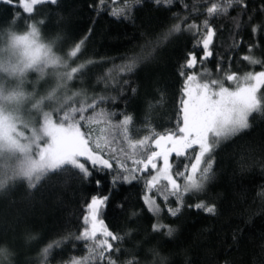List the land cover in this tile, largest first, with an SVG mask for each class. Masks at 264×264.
Wrapping results in <instances>:
<instances>
[{
	"label": "trees",
	"instance_id": "trees-1",
	"mask_svg": "<svg viewBox=\"0 0 264 264\" xmlns=\"http://www.w3.org/2000/svg\"><path fill=\"white\" fill-rule=\"evenodd\" d=\"M20 1H0V60L11 36L35 27L40 41L50 47L54 55L63 62L69 60L68 70L71 65L80 67L60 96L69 98L62 103L63 113L83 106L82 115L95 116V121H81L82 131H90L92 138L98 139L102 146L107 141L106 150L111 148L118 155L128 150L122 124L124 115L133 118L127 126L128 135L133 139L146 135L147 127L156 132L174 127L185 79L179 75L181 70L217 80L232 73L239 77L264 71V33H252L248 16L240 17V9L233 5L214 19L207 17V7L212 3L222 4L224 0H184L188 11L196 6L189 23L195 20L202 25L207 17L216 29L210 45L211 57L200 62L203 52L202 46L197 45L199 37L185 32L163 46L153 61L132 75L120 73L113 66L121 65V57L143 43L139 39L143 25L160 31L157 25L165 15H171L149 7L152 0H143L140 10L134 12V20L123 21L114 13L123 9L124 0H58L55 6L46 1L34 5L30 12L25 11ZM247 2L250 13L257 14L253 23L258 24L264 19L262 0ZM172 11L187 14L182 7L174 6ZM199 12L204 15H197ZM236 19H240L239 26ZM81 41L80 51L74 55L75 44ZM250 45H254L251 50ZM194 46L198 54L196 66L191 70L182 69ZM245 56L260 62L252 63L244 59ZM34 76L30 75L26 90L30 94L37 93L36 100L40 101L49 84L35 83ZM124 79L137 90L135 93L127 87L121 91L118 85ZM257 96L258 99L264 97V86L258 89ZM101 111L110 113L111 120L99 116ZM73 115L79 120L81 113ZM52 116L55 120L60 117ZM249 123L251 128L243 134L224 139L215 146V176L207 191L198 197L185 194V205L201 200L214 203L215 214L185 206L177 217L171 216L167 209L176 207V197L169 196L165 204V182L149 191L143 177L138 183L113 186L112 177L108 176L98 188L94 180L69 179L72 175L69 172L60 176L46 174L35 189L29 188L24 178L14 179L0 190V264H39L45 258L47 264H73V261L104 264L103 259L98 262L97 256L90 253L91 242L76 241L74 236L79 235L77 219L82 220L86 202H90L92 196L105 195H109L113 203L107 216L101 218L124 237L120 244L121 260L132 259L129 253L135 252L141 264H148L153 258L150 250L155 248L168 257L169 264H264V112L253 113ZM170 159L174 168L179 165L183 170L181 160ZM148 193L159 205V216L149 212L144 204ZM123 201H127L125 213L112 211ZM131 211L141 212V216L130 217ZM158 221L176 231L172 236L163 234L166 228L154 233L152 224ZM129 230L131 234L125 235ZM69 231L74 234L72 243L63 239ZM33 236L37 239H31ZM50 245L46 257H40L39 253Z\"/></svg>",
	"mask_w": 264,
	"mask_h": 264
},
{
	"label": "snow or ice",
	"instance_id": "snow-or-ice-1",
	"mask_svg": "<svg viewBox=\"0 0 264 264\" xmlns=\"http://www.w3.org/2000/svg\"><path fill=\"white\" fill-rule=\"evenodd\" d=\"M53 6L58 4V0H48ZM143 0H124V7L117 15L121 21L134 20V12L140 10ZM233 5L240 9L239 16H248L247 23L251 25L253 34L257 32L264 33V19L260 22L253 23L257 14L250 13L247 0H224L222 4L212 3L207 7V17L215 18L216 15L226 13ZM156 11L163 10L164 20L157 25L161 27L160 31L151 25H143V31L140 32L139 39L143 43L134 46L122 57V64L114 65L120 73L132 75L143 65L153 61L158 51L170 43L172 39L185 32L192 33L199 37L197 45L202 46L203 56L199 57L200 62L213 55L210 48L213 37L216 35V29L212 26L206 17L202 25H198L193 20L189 23L192 13L196 12V6L193 5L191 11L184 0H152L149 7ZM182 7L187 14L182 15L180 12H173V7ZM261 12H264V0H262ZM197 15H204L203 12ZM239 26L240 19L235 20ZM201 27L203 31H201ZM91 31V30H90ZM83 41L75 44L74 55L80 51ZM194 49L189 51L182 69H193L198 62V54ZM250 50L254 45H250ZM244 59L251 60L252 63L260 61L245 56ZM219 64V62H218ZM83 67V66H81ZM111 75V70L109 71ZM179 75L184 77L183 87L181 89V99L179 108L176 111V123L171 129H164L156 132L153 128L147 127L146 135L133 139L128 135V125L133 118L130 115H124L122 124L125 126L126 141L128 150L121 154L107 148L105 145L94 140L90 131H82L81 121L88 120L89 123L95 121V116L86 118L82 113L85 108H71L62 117L52 130L51 142L46 149V155L49 164L36 176V182L29 181L28 187L35 189L37 182L41 181L46 174L50 176H60L65 172L72 175L69 179L94 180L99 188L103 183V178L112 177L113 186L117 184L137 183L143 177L147 189L156 187L160 181L165 182L166 194L163 195L165 204L169 202V196H175L176 207H168V213L177 217L182 209L195 208L209 214L217 212L214 203H205L203 200L195 204L185 205V194L188 197L205 193L210 182L214 179L215 172L213 169V154L215 146L222 140L237 134H243L245 130L251 128L249 123L250 116L255 112H264V97L257 96L258 89L264 86V71L249 73L245 77L247 83L237 84L235 89L225 87L224 83L218 80H211L204 83L196 82L194 74H188L187 71L181 70ZM236 74L227 75V81L236 80ZM123 91L127 87L131 92L137 90L131 88L129 81L124 79L122 84L118 85ZM116 97H112L115 99ZM127 98V97H121ZM163 97H161V102ZM101 102H103L101 100ZM90 105L89 107H93ZM151 107V106H150ZM74 113H81L79 120L75 118ZM99 116L105 120H111V114L101 111ZM147 123V121L145 122ZM191 153V154H190ZM170 158H175L183 162V170L176 168L170 162ZM131 161V166L129 165ZM139 174V175H138ZM102 178H97V177ZM113 203L109 195L92 196L90 202H86L85 211L82 213V220L77 219V231L75 235L69 231L67 237L68 243L73 242V236L76 241H83L90 244V253L97 256V261L103 259L104 264H141L136 258L137 253H129L132 259L121 260L122 250L120 244L124 237L118 231L110 229L105 223L103 217H106L110 205ZM144 204L147 210L153 215L159 216L160 208L156 204L155 198H144ZM112 211L125 213L127 211V201L116 204ZM130 217L139 218L141 212L131 211ZM82 228V231L80 229ZM167 229L163 234L172 236L176 231L175 228L164 225L159 221L152 224V231L160 233ZM131 230L125 235H130ZM31 239H37L35 236ZM62 242V241H61ZM44 248L39 256L46 257L49 249ZM152 260L148 264H169L167 256L153 248L150 250ZM106 258V259H105ZM39 264H47V260L42 259ZM73 264H83V261H73Z\"/></svg>",
	"mask_w": 264,
	"mask_h": 264
},
{
	"label": "rangeland",
	"instance_id": "rangeland-1",
	"mask_svg": "<svg viewBox=\"0 0 264 264\" xmlns=\"http://www.w3.org/2000/svg\"><path fill=\"white\" fill-rule=\"evenodd\" d=\"M46 1L48 2H20L25 11L30 12L34 5ZM59 59L50 47L40 41L35 27L9 39L8 49L0 60V190L16 178L36 182V176L50 162L46 149L51 142L53 128L62 121L65 114L62 103L69 99L67 96H60L80 68H73L71 65L68 70L69 60L63 62ZM32 74L35 75V83L49 84L45 97H39L40 101L36 100L37 93L30 94L26 90L27 81ZM195 76L198 83L217 80L210 76ZM246 76L244 74L236 80L227 81L226 75L223 80L218 81L223 82L225 87L235 89L237 84L247 83ZM48 101L51 102L50 105L47 104ZM53 114L60 117L55 120ZM161 182L164 181L158 184ZM147 197L152 198L150 193Z\"/></svg>",
	"mask_w": 264,
	"mask_h": 264
}]
</instances>
